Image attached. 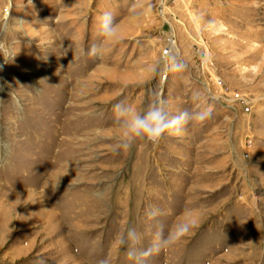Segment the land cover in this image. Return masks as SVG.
I'll list each match as a JSON object with an SVG mask.
<instances>
[{
	"label": "rangeland",
	"instance_id": "obj_1",
	"mask_svg": "<svg viewBox=\"0 0 264 264\" xmlns=\"http://www.w3.org/2000/svg\"><path fill=\"white\" fill-rule=\"evenodd\" d=\"M105 11L121 39L85 55ZM5 25L0 264H133L117 233L146 247L184 210L199 226L147 264H264V0H0ZM172 51L186 70L153 76ZM154 90L212 116L114 152L112 105Z\"/></svg>",
	"mask_w": 264,
	"mask_h": 264
},
{
	"label": "clouds",
	"instance_id": "obj_2",
	"mask_svg": "<svg viewBox=\"0 0 264 264\" xmlns=\"http://www.w3.org/2000/svg\"><path fill=\"white\" fill-rule=\"evenodd\" d=\"M136 8L137 4L133 3V18L138 15ZM6 30L7 25L0 29V31ZM99 36L101 37L100 42L93 44L83 54L102 58L105 52V45L116 43L121 39V26L113 12L105 11L101 15ZM3 47L4 44L0 41V48ZM186 67V62L178 53L172 51L161 57L149 71L153 76H158L161 73L165 75L179 73L186 70ZM151 95L154 98L140 109L123 102H116L112 105L117 125V135L114 137L115 143L112 145L114 152L130 150L138 139L159 143L165 135L180 136L189 126L202 125L212 116L211 107L183 108L173 113L169 109L168 101L162 90H154ZM147 215L151 219H157L163 215V211L160 207L153 204L149 208ZM198 226L199 220L190 211L184 210L177 222H174L166 230L164 227L157 230L152 237L151 243L146 247L141 246L143 235L135 227H128L118 232L115 242L120 247H126V255L133 264H147V260L152 255L172 247ZM99 264H109L108 258L102 259Z\"/></svg>",
	"mask_w": 264,
	"mask_h": 264
},
{
	"label": "bare ground",
	"instance_id": "obj_3",
	"mask_svg": "<svg viewBox=\"0 0 264 264\" xmlns=\"http://www.w3.org/2000/svg\"><path fill=\"white\" fill-rule=\"evenodd\" d=\"M187 35H188V34H187ZM171 46H172V47H175V41H174L173 38H171Z\"/></svg>",
	"mask_w": 264,
	"mask_h": 264
}]
</instances>
